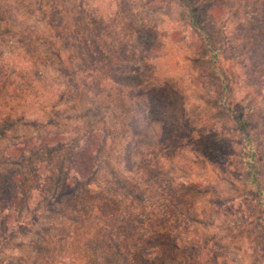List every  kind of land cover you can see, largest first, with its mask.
<instances>
[{
	"label": "rangeland",
	"instance_id": "374dc122",
	"mask_svg": "<svg viewBox=\"0 0 264 264\" xmlns=\"http://www.w3.org/2000/svg\"><path fill=\"white\" fill-rule=\"evenodd\" d=\"M42 4L45 12L61 18L48 24L49 14L39 10ZM194 4L195 24L185 0H0V17H5L0 27V264L103 262L105 246L98 242L102 230L96 211L87 213L89 205H84L82 195L67 196L65 204L55 198L58 175L62 180L67 176L68 183L74 177V169L69 171L71 147L63 144L79 140L75 127L104 128L109 144L91 179L102 187L114 184L127 199L128 189L141 175L126 170L123 155L126 144L137 139L132 137V120L137 114L136 123L142 122L136 112L142 108L157 117L140 143L152 144L157 159L161 158L157 163L158 172L164 173L161 178L173 172L193 184L187 200L182 193V203L196 202L199 223L196 234H181L187 239L188 257L183 259L192 264H264V203L255 186L241 184L243 145L230 117V87L235 101L254 95L241 74L244 68L234 60L240 50L230 45V0H194ZM81 16L84 26L100 32L107 49L125 48L122 62L138 46L135 39L128 43L132 47L125 45L127 31L152 28L156 41L148 54L149 73L154 75L149 81L150 104L143 107L139 96L129 99L124 85L109 81L102 88L95 85L86 96L57 97L66 88L68 65H60L55 54L60 45L66 51V45L74 43V29L69 27H80ZM156 94L165 107L154 102ZM258 99L264 107V98ZM43 142L50 147L38 154L34 147ZM40 159L45 163H37ZM17 173L24 175L18 197L12 195L13 188L6 192L12 186L11 175ZM52 173L54 188L43 183ZM125 199L119 197L122 203L117 209L101 212L104 223L128 215L131 204ZM169 215L170 220H181L176 213ZM113 260V264L127 262L118 255Z\"/></svg>",
	"mask_w": 264,
	"mask_h": 264
},
{
	"label": "trees",
	"instance_id": "16d2710c",
	"mask_svg": "<svg viewBox=\"0 0 264 264\" xmlns=\"http://www.w3.org/2000/svg\"><path fill=\"white\" fill-rule=\"evenodd\" d=\"M185 2L192 9V15L189 18L195 24L198 12L195 9L194 0H185ZM82 6L83 4H81ZM43 8L44 5L42 4L39 10L44 12L45 16L49 14L48 24H52L53 20L57 21L58 16L59 19L61 18L60 14L45 12ZM8 11L9 9L7 13ZM4 18L0 17V27H2L4 22L2 19ZM79 20L80 27L68 26L74 29V43L69 46L66 45L68 47L66 51L65 47L60 45V49L55 54L60 65H68L66 88L60 90L57 97L62 94L86 96L92 92L95 85L102 88L105 87L106 81H109L113 85H124L129 99L139 96L143 107L145 104H150L148 89L151 83L149 81L154 79V75L149 73L148 54L153 46L151 42L156 41L152 28L137 27L135 31H127L125 38H123L126 41L125 45L132 47L133 45L128 43L135 39L138 46L137 52L129 51L131 56H129L128 61L122 62L123 53L121 51H124L125 48H122L121 51H119L120 49L114 50V45V47L107 49L103 44V37L100 32H96L94 27L84 26L86 23L82 16ZM128 21L131 19L128 18ZM230 21L233 25V30L230 31V45L234 43L240 50V55H237L234 60L241 68H244V72L241 74L248 78L246 80L250 86L248 90H252L254 94L248 99L245 98L244 101H235L234 92L231 91L233 88L230 87V117L240 130V144L243 145V153L240 156L244 176L241 184L255 186L259 191V200L264 203V197H262L264 195V146L262 145L264 142V107L258 99L260 96L264 98V0H230ZM21 27H25L24 24ZM237 32L244 34V38L239 39ZM214 49L217 53L220 50ZM107 52L109 53L106 54ZM124 54V57L127 56L126 50ZM212 58L217 63L218 58L211 55ZM76 60L81 61L77 62ZM218 67L221 69L220 64ZM109 71L112 74L110 76L106 74ZM96 75H98L97 78ZM89 78L94 79L88 81ZM153 100L154 102L159 101L165 107L158 94L153 96ZM166 104H170L169 99ZM130 111L132 114L134 110ZM136 112L141 114L143 120L137 124V114L133 115L131 131L133 132V139H137L126 144L123 156L124 162H126V170L130 173H136L138 176L141 175V177L128 189L129 196L127 199H125V194L116 192L117 188L114 184L102 187L101 183L91 179L99 167L100 155L110 140V137H105L106 130L102 127H75L79 140L74 143L63 144V146L69 145L71 147L69 171L72 172L74 169L72 181L68 183L67 176L62 180L60 174L56 188H54L53 184L56 183V180L53 178L54 173H52L51 176L46 177V181L43 183L45 186L49 184V187L54 188L55 198L61 204H65L63 199L71 194L82 195L84 205H89L87 213L92 215L96 211L95 217L97 223L100 224L97 227L98 230H102L98 242L105 246L101 264H113L116 255L119 259L124 257L127 261L125 264H192L191 260L189 262V258L187 261L183 259L184 255L188 257L185 243L187 239L181 237V234L188 233L191 235L194 232L196 234L194 227L195 224L199 223L196 202L191 200L189 203H182V193L186 194L187 200V195H191L187 191L188 187L193 184L187 182L183 177H180L179 180L176 173L173 172H169L170 177L161 178L164 173L158 172L161 166L157 164L161 158L157 159L152 144L140 143V139L146 136L150 130V124L155 122L156 114L143 108ZM259 112L260 117H258ZM49 144L39 143L38 146L34 145V148H39L37 151L38 154H41V151L50 147ZM51 144L53 145V143ZM58 146L61 145L58 144ZM48 154L52 156V153ZM39 161L37 163L42 164L45 159ZM127 161H131L132 165H127ZM56 166H60V164H56ZM36 170H34V174H38ZM11 177L12 186H9L6 192L9 194L10 189L13 188L12 195L18 197L17 192L21 188V178H24V175L17 173ZM18 177H20V181H18ZM38 177L39 175L36 178ZM26 178L28 177H25V180ZM28 182L32 181L28 180ZM126 183L129 182L126 181ZM150 190L152 196L149 195ZM119 197L130 202V212L119 221L113 217L104 223L100 217L104 213L101 212H106L104 209H117V204L122 203ZM156 201L159 203L156 204ZM97 210L99 211L97 212ZM170 212L176 213V216H181V220L179 218L170 220ZM172 235H175V238L172 239ZM112 237L116 239L112 240ZM116 241L118 242L116 243ZM171 247L173 248L170 249Z\"/></svg>",
	"mask_w": 264,
	"mask_h": 264
}]
</instances>
